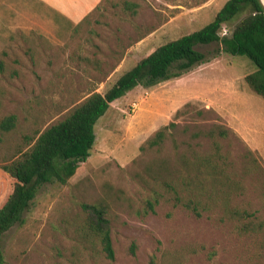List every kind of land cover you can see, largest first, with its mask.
<instances>
[{
  "label": "rangeland",
  "instance_id": "1",
  "mask_svg": "<svg viewBox=\"0 0 264 264\" xmlns=\"http://www.w3.org/2000/svg\"><path fill=\"white\" fill-rule=\"evenodd\" d=\"M228 1L104 0L55 36L0 12V125L16 117L12 130L0 128V209L15 183L4 165L157 47L207 26ZM198 50L207 62L112 103L89 159L66 185L45 184L4 233V264H264V98L246 82L257 67L221 43ZM162 128L163 144L150 148ZM155 194L156 212L146 215ZM85 203L106 206L114 259L88 229Z\"/></svg>",
  "mask_w": 264,
  "mask_h": 264
},
{
  "label": "trees",
  "instance_id": "2",
  "mask_svg": "<svg viewBox=\"0 0 264 264\" xmlns=\"http://www.w3.org/2000/svg\"><path fill=\"white\" fill-rule=\"evenodd\" d=\"M238 14H244L243 18L222 36L224 26L230 25ZM212 43H221L224 52L245 56L256 65L257 69L246 76V82L251 90L264 98V4L261 0H229L207 26L157 47L123 73L105 93L90 94L65 119L40 133L30 150L3 166L15 183L0 209V264L5 263L1 246L4 233L23 222L25 212L45 184L66 185L80 164L89 159L96 142V125L112 103L137 87H155L207 62L206 55L198 47ZM3 71L4 63L0 60V72ZM15 124V115H10L1 122L0 128L10 131ZM220 134L225 135V132L220 131ZM165 138V128H162L148 140L147 145L150 148L159 147ZM161 196L155 194L147 199L146 215L156 212L155 207ZM175 200L181 202L178 193ZM186 206L190 207L191 203H186ZM82 209L86 214L88 229L99 240L106 256L114 259L111 223L106 206L85 203ZM193 210L199 215L196 206ZM152 264L155 262L152 261Z\"/></svg>",
  "mask_w": 264,
  "mask_h": 264
},
{
  "label": "crops",
  "instance_id": "3",
  "mask_svg": "<svg viewBox=\"0 0 264 264\" xmlns=\"http://www.w3.org/2000/svg\"><path fill=\"white\" fill-rule=\"evenodd\" d=\"M261 1L264 4V0ZM102 3L104 0H0V12L7 11L12 17V11L29 32L67 35Z\"/></svg>",
  "mask_w": 264,
  "mask_h": 264
},
{
  "label": "built area",
  "instance_id": "4",
  "mask_svg": "<svg viewBox=\"0 0 264 264\" xmlns=\"http://www.w3.org/2000/svg\"><path fill=\"white\" fill-rule=\"evenodd\" d=\"M133 106H134V110H135V109L137 108L138 105H137V104H134Z\"/></svg>",
  "mask_w": 264,
  "mask_h": 264
}]
</instances>
